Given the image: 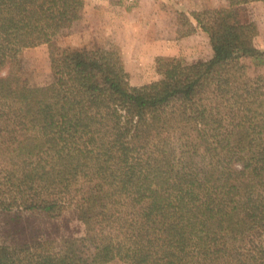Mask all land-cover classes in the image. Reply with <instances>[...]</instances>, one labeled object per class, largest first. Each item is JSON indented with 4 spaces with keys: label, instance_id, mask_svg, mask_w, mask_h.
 <instances>
[{
    "label": "trees",
    "instance_id": "obj_1",
    "mask_svg": "<svg viewBox=\"0 0 264 264\" xmlns=\"http://www.w3.org/2000/svg\"><path fill=\"white\" fill-rule=\"evenodd\" d=\"M256 1L181 14L212 55L157 56L133 85L115 43L68 42L84 0H0V208L57 225L0 264H264V50L238 9ZM41 44L53 80L18 83L11 51Z\"/></svg>",
    "mask_w": 264,
    "mask_h": 264
},
{
    "label": "rangeland",
    "instance_id": "obj_2",
    "mask_svg": "<svg viewBox=\"0 0 264 264\" xmlns=\"http://www.w3.org/2000/svg\"><path fill=\"white\" fill-rule=\"evenodd\" d=\"M230 5L231 0H84L82 18L75 23L68 42L78 46L115 43L121 49L130 83L142 85L160 77L157 56H177L194 62L212 55L206 32L178 35V29L185 28L181 14L195 23L193 11ZM238 9L243 20L256 24L254 43L264 50V3L251 2ZM11 53L15 59L10 68L18 83L42 86L53 80L46 44L14 48ZM56 228L44 217L0 208V243L7 240L21 244L41 232L56 235ZM63 231L70 233V229Z\"/></svg>",
    "mask_w": 264,
    "mask_h": 264
}]
</instances>
